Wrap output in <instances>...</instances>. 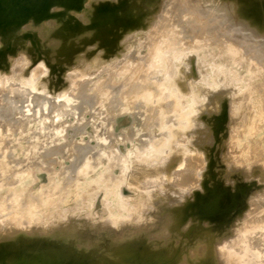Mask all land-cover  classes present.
Masks as SVG:
<instances>
[{
  "label": "rangeland",
  "instance_id": "1",
  "mask_svg": "<svg viewBox=\"0 0 264 264\" xmlns=\"http://www.w3.org/2000/svg\"><path fill=\"white\" fill-rule=\"evenodd\" d=\"M13 1L0 0V12L11 9ZM19 3L20 9L8 15L0 13L1 249L4 250L3 240L21 233L37 238L34 242H30L31 237L27 240L26 250L38 252L43 248L46 252L50 247L57 261L64 255L74 260V255L79 256L85 247L93 249L88 237L105 238L102 234L107 227H115V235L129 221L139 223V228L147 227L152 222L150 215L162 205L160 202L164 198L176 202L178 191L165 193L161 178L156 177L157 186L148 179L184 147L185 138L188 147L192 146L190 142L203 143L196 137L197 127L216 138L211 144L215 149L209 164H203L204 170L216 173L205 181L212 185L209 196L220 198V205L225 202L221 206L227 210L232 207L229 213L236 216L239 204H247L250 194L264 192V31L255 40L256 35L248 28L250 24H264V0ZM232 3L239 6L236 14L231 12ZM92 63L101 66L95 69ZM21 66L19 76L24 74L28 83L15 77ZM39 72L42 78L49 79L47 86L52 94L36 86ZM232 111L239 114L231 115ZM225 170L226 177L222 174ZM167 180L165 177L162 182L169 184ZM242 182L243 191L237 192ZM234 194L238 203L232 204ZM255 207H247L251 221L242 216L243 226L237 228L253 236L244 238L247 256L227 257L230 264H264V204ZM256 214L261 218L254 220ZM225 217L226 221L230 218ZM144 231L142 235L138 233L137 239L147 237L148 231ZM42 233H48L45 240L51 236L49 240L54 239V244L43 240L46 245L42 243L40 248L37 244ZM112 235L107 236L111 246ZM47 243L52 246L47 247ZM126 243L117 245L124 247L121 244ZM62 245H67L68 250L62 252ZM110 245L109 249H117L116 243L114 248Z\"/></svg>",
  "mask_w": 264,
  "mask_h": 264
},
{
  "label": "bare ground",
  "instance_id": "2",
  "mask_svg": "<svg viewBox=\"0 0 264 264\" xmlns=\"http://www.w3.org/2000/svg\"><path fill=\"white\" fill-rule=\"evenodd\" d=\"M232 2V0H231ZM236 3V2H235ZM240 3V2H239ZM237 3V4H239ZM244 3V2H243ZM246 3V2H245ZM229 4V2H228ZM230 8H231V12L236 14V11L238 10L237 5L234 3L230 4ZM242 6V4H241ZM244 6V5H243ZM242 6V7H243ZM227 7V6H226ZM245 7V6H244ZM225 8V7H224ZM230 8H229V12H230ZM228 10V7H227ZM226 10V11H227ZM247 11H250L247 8ZM224 12V11H223ZM231 13V15H232ZM237 12V16H238ZM242 13V12H241ZM254 13V12H252ZM250 13V14H252ZM225 14V13H224ZM230 14V13H229ZM247 14V13H246ZM245 14V15H246ZM233 16V15H232ZM241 19V18H240ZM242 20V19H241ZM244 20V19H243ZM242 20V21H243ZM238 21V20H237ZM240 21V20H239ZM240 21V22H242ZM245 21V20H244ZM243 21V22H244ZM254 21H256V19H254ZM258 21V20H257ZM252 23V21H251ZM260 23V21H259ZM258 23V24H259ZM246 24V23H245ZM250 24V23H248ZM247 24V25H248ZM255 24V22H254ZM257 24V25H258ZM246 25V26H247ZM253 25V23H252ZM251 28V31L253 34L256 35V37H254V39H258V35L261 34L260 32L264 31V24L263 22L259 24V26H251V24L248 26V28ZM172 32V31H171ZM184 32V31H183ZM182 32V33H183ZM180 33V32H179ZM174 35V34H172ZM237 35V34H236ZM241 35V34H240ZM243 36V35H241ZM240 38V37H239ZM260 38V35H259ZM177 39V37H176ZM169 40V39H168ZM170 42V41H169ZM184 46V45H183ZM193 47V46H190ZM195 47V46H194ZM133 49V48H132ZM181 49V48H180ZM132 53V52H131ZM131 56V55H130ZM173 57V56H172ZM125 59V58H124ZM123 59V60H124ZM127 59V58H126ZM95 61V60H94ZM93 61V62H94ZM90 62V61H89ZM91 63V62H90ZM94 63H97L96 61ZM85 64H83L84 66ZM90 65L89 63L87 64V66ZM82 66V67H83ZM93 66V63H92ZM96 66V65H95ZM93 66V67H95ZM101 65H99L98 67H100ZM80 67V68H82ZM89 67V66H88ZM98 67H95L98 68ZM193 66H191L192 68ZM46 68V67H45ZM79 68V69H80ZM92 68V67H91ZM152 68V67H150ZM34 69V68H33ZM79 69L77 70L79 72ZM87 68V72H88ZM94 69V70H95ZM103 69V68H102ZM105 69V67H104ZM103 69V70H104ZM193 69V68H192ZM22 66L18 67L17 72H15V77H19V79L23 82L28 83V81L26 80V77L24 76V74H20V72H22ZM82 70V69H81ZM80 70V71H81ZM132 70V69H131ZM143 70V69H141ZM149 70V69H148ZM172 70V69H171ZM194 70V69H193ZM40 71V70H39ZM86 71V70H85ZM98 71V70H97ZM152 71V70H151ZM175 71V70H174ZM146 72V71H145ZM165 72V71H164ZM173 72V71H172ZM41 72L38 73V78L36 79V86L38 88H42L43 90L46 89L49 92H46L48 94H52V90L50 91V88L48 86H50V84L47 82V78H42ZM47 73V70H46ZM77 73V72H76ZM84 73V72H83ZM89 73V72H88ZM100 73V72H99ZM194 73V72H193ZM80 74V73H78ZM145 74V73H144ZM142 74V75H144ZM156 74V73H155ZM11 75V74H10ZM84 75V74H83ZM98 75V74H97ZM146 75V74H145ZM159 75V74H158ZM172 75V74H171ZM188 75V74H187ZM12 76V75H11ZM89 76V75H88ZM150 76V75H149ZM154 76V75H153ZM162 76V75H161ZM166 76V75H165ZM80 76H78V80ZM83 77V76H82ZM86 77V75H85ZM163 77V76H162ZM92 78V77H91ZM89 78V79H91ZM159 78V77H158ZM84 80V78H82ZM150 79V77H149ZM81 80V79H80ZM85 80H88L85 78ZM144 80V79H143ZM157 80V79H155ZM168 79L166 78V81ZM6 81V80H5ZM86 82V81H85ZM143 82V81H142ZM173 82V81H172ZM25 83V84H26ZM84 83V82H83ZM87 83V82H86ZM85 83V84H86ZM141 83V82H140ZM155 83V82H154ZM47 84H49L47 86ZM139 84V83H138ZM84 85V84H83ZM130 85V84H129ZM166 85V83H165ZM48 89H47V87ZM131 86V85H130ZM159 86V85H158ZM25 87V86H24ZM124 87V86H123ZM129 87V86H128ZM128 87H126V89H128ZM138 87V86H137ZM165 87V86H164ZM90 87H88L89 89ZM160 88V87H159ZM125 89V88H124ZM135 89V87H134ZM148 89V88H147ZM45 90V91H46ZM85 90V89H84ZM123 90V88H122ZM121 90V92H122ZM136 90V89H135ZM150 90V89H149ZM36 91V90H35ZM41 91V89H40ZM83 91V90H82ZM125 91V90H124ZM133 91V90H132ZM153 91V90H152ZM184 91V90H183ZM23 92V91H21ZM127 92V90L125 91ZM145 92V90H144ZM155 92V91H154ZM40 93V92H39ZM128 93V92H127ZM123 93L124 96L127 95ZM131 93V91L129 92ZM128 93V95H129ZM134 93V92H133ZM152 93V92H151ZM36 94V93H35ZM110 94V93H109ZM108 94V96H109ZM120 94V91L118 93V95ZM136 94V93H135ZM141 94V93H140ZM144 94V93H143ZM29 95V94H28ZM38 95V94H37ZM42 95V94H41ZM70 95V94H69ZM72 95V94H71ZM122 95V97H124ZM138 95V94H137ZM152 95V94H151ZM52 96V95H51ZM57 96V95H56ZM59 96V95H58ZM98 96V95H97ZM120 96V95H119ZM133 96V95H132ZM37 97V96H36ZM43 97V96H42ZM45 97H48L47 95H45ZM62 97V96H61ZM73 97V96H72ZM115 97V96H113ZM121 97V98H122ZM126 97V96H125ZM39 98V97H38ZM117 98V97H116ZM137 98V96H136ZM152 98V97H151ZM57 99H60L57 97ZM56 99V100H57ZM78 99V98H77ZM114 99V98H113ZM40 100V99H39ZM48 100V99H47ZM54 100V101H56ZM64 100V97H63ZM118 100V99H117ZM38 101V100H37ZM51 101V100H50ZM60 101V100H59ZM75 101V100H74ZM81 101V100H80ZM122 101V99H121ZM133 101V100H132ZM136 101V100H135ZM168 101V100H167ZM30 102V101H29ZM28 102V103H29ZM58 102V100H57ZM76 102V101H75ZM26 103V102H25ZM65 103V102H64ZM117 103V102H116ZM122 103V102H121ZM172 103V101L170 102ZM30 104V103H29ZM56 103H54L55 105ZM61 104V103H60ZM74 104V103H73ZM76 104V103H75ZM110 104V103H109ZM66 105V104H64ZM121 105V104H120ZM168 105V104H167ZM27 106V105H26ZM100 106V104H99ZM170 106V105H169ZM44 107V104H43ZM59 107V106H58ZM102 107V106H101ZM100 107V108H101ZM126 108V107H125ZM27 109V107H26ZM44 109V108H43ZM105 109V108H104ZM133 109V108H132ZM187 109V108H186ZM56 110V109H55ZM47 111V110H46ZM68 111V110H67ZM70 111V110H69ZM116 111V110H115ZM50 112V111H49ZM106 112V111H104ZM118 112V111H117ZM127 112V111H125ZM52 113V112H51ZM68 113V112H67ZM102 113V112H101ZM120 113H124L120 112ZM231 115H238L239 113H237L236 111H232L230 112ZM95 114V113H94ZM118 114V113H117ZM134 114V113H133ZM60 115V114H59ZM66 115V114H65ZM102 115V114H100ZM135 115V114H134ZM53 116V115H52ZM105 116V114H104ZM136 116V115H135ZM152 116V115H151ZM47 117V116H46ZM92 117V116H91ZM154 117V116H153ZM196 117V116H195ZM194 117V119H195ZM57 118V117H55ZM133 118V117H132ZM136 118V117H135ZM197 118V117H196ZM91 119V118H90ZM134 119V118H133ZM204 119V118H203ZM59 120V119H58ZM84 120V118H83ZM92 120V119H91ZM205 120V119H204ZM104 121V120H101ZM112 121V120H111ZM136 121V119H135ZM139 121V120H138ZM50 122V121H49ZM55 122V121H54ZM98 122V121H97ZM106 122V121H105ZM145 122V121H144ZM53 123V122H52ZM59 123V122H58ZM140 122H138L139 124ZM189 123V122H186ZM208 124H210V122H206ZM100 125V124H98ZM111 125V124H110ZM131 125V124H130ZM148 125V124H147ZM201 125V122L198 124V126ZM129 126V125H128ZM132 126V125H131ZM139 126V125H138ZM52 126H50L51 128ZM99 127V126H98ZM146 127V126H145ZM106 128V127H105ZM131 128V127H130ZM181 128V127H180ZM133 129V128H132ZM140 129V128H139ZM55 130V128H54ZM142 130V129H141ZM148 130V129H147ZM127 131V130H126ZM138 131V130H137ZM146 131V130H145ZM147 132V131H146ZM184 132V130H183ZM51 133V132H50ZM61 133V132H60ZM96 133V132H95ZM125 133V132H124ZM182 133V132H181ZM205 132H203V129L197 127V131H196V137H198L201 141H203V143H199L200 145H196L195 142L190 144L192 146H187L186 143V138L184 139V147H180L179 152L177 151L176 155H171L173 156L172 159H169L168 161H166V163L162 166H160L158 169H156V171L153 173V176L156 178H161V189L163 190V192H167V193H171V192H176V198L177 201L176 202H172L169 199H163L164 202L161 203L162 199L160 200V205L159 209L157 211H155L152 216V214L150 215V213H146V215H150V218L152 219L151 224H149L147 227L144 228H139V223L133 222V221H129L127 223V225L125 226L124 229H122L121 231L117 232L118 234L115 235L116 232V228H112V227H107L104 229V232L102 234V236L106 235L105 238L104 237H96V238H92V237H88V242L90 244V242H92L93 244V249L91 248H87L85 247L84 249H82V251H80L79 256H77V252L75 254H77V257L82 256V260L81 259H77V257L74 255V257L76 259H71V257L65 256L62 252H65L67 249V245H65L63 247V245L60 247L62 252H60L63 256V258L59 261H57V256L54 255V251L52 252L53 254H51L50 247L52 245L49 244H54V239L53 242L49 240V238H51V236H49L48 239L45 240L46 235L48 233H42L40 235V239L38 240L40 243L35 242V244L39 245V247L41 246V244L43 243V240H45V242L47 241V247L48 251L46 249V252L44 251V249L42 248L43 251H40V249L37 251H28L26 250V243L28 242L27 240L31 237V241L30 242H34L33 239L37 240V238H32V236H27V234H21L18 233L14 236L10 237L8 236V240L6 239V241L2 242V246L4 248L1 249L0 246V264H81V262L83 264H230V262L228 263L226 261L227 257L230 256H234L235 254L237 256H240V258L243 259V255L244 257L246 255V249H247V242H245L246 239H244L245 237H252L250 236L251 233L249 234V232H242L237 230V228H239L240 226H243V222H242V218H248L251 215V211L248 212L247 207L249 206H256L255 208H257L258 206L260 207V205L264 204V192L262 190H256L253 194H250V200L249 202L246 203H242L239 204V214H236V216L234 215L235 213H232V215H230V211L232 210V207L225 209V207H223L225 204V202L220 205V198L218 199V197H214V196H209L208 192L212 189V185L209 183L208 185L206 181V179H212L215 177V172L211 173L210 171H206L204 170L203 164L206 166L209 164V157L210 154H212L214 152V147H211V144L216 142L215 141V136L211 133H208L205 135ZM85 134V133H84ZM101 134V133H99ZM120 134V133H119ZM160 134V133H159ZM94 135V134H93ZM194 136V135H193ZM193 136L191 138H193ZM135 137V136H134ZM147 137V136H146ZM202 139H201V138ZM130 138V137H129ZM145 138V136H144ZM161 138V137H160ZM71 139V138H70ZM90 139V138H89ZM94 139V138H92ZM146 139V138H145ZM177 139V138H176ZM181 139V138H180ZM179 139V140H180ZM181 139V140H183ZM194 139V138H193ZM95 140V139H94ZM102 140V139H100ZM104 140V139H103ZM106 140V139H105ZM189 140V139H188ZM187 140V141H188ZM192 140V139H190ZM123 141V140H122ZM153 141V140H152ZM157 141V140H156ZM155 140L153 142H156ZM178 141V139H177ZM149 142V141H148ZM147 142V143H148ZM152 142V143H153ZM158 142V141H157ZM180 142V141H179ZM177 142V143H179ZM126 143V142H125ZM131 143V142H130ZM181 143V142H180ZM135 144V143H134ZM104 145V144H103ZM178 145V144H177ZM143 147V146H142ZM145 147V146H144ZM130 148V147H129ZM134 148V147H132ZM131 148V149H132ZM97 149V148H96ZM116 149V147H115ZM66 150V149H65ZM128 150V149H127ZM134 150V149H133ZM137 150V149H136ZM147 150V149H146ZM143 150V151H146ZM103 151V149L101 150ZM130 151V150H129ZM120 152V151H119ZM131 152L133 153V151L131 150ZM167 152V151H166ZM112 153V152H111ZM123 153V152H122ZM138 153V152H137ZM140 150L139 153L140 154ZM146 153V152H145ZM165 153V152H164ZM91 154V153H90ZM102 154V153H101ZM106 155V154H105ZM103 155V157L105 156ZM144 155V154H143ZM97 157V154L95 155ZM100 156V155H99ZM128 156V155H127ZM130 156V153H129ZM138 156V155H137ZM87 157V155H86ZM85 157V159H86ZM166 158V156H164ZM168 157V156H167ZM102 158V157H101ZM131 158V157H130ZM136 158V157H135ZM163 158V160L165 159ZM79 159V158H78ZM93 159V158H92ZM109 159V158H108ZM113 159V158H110ZM124 160V157L121 158ZM133 159V158H132ZM143 159V158H142ZM155 159V157H154ZM153 159V160H154ZM81 160V159H80ZM83 160V159H82ZM102 160V159H101ZM115 160V158H114ZM120 160V159H119ZM145 160V159H144ZM111 161V160H110ZM128 161V159H127ZM131 161V159H130ZM129 161V162H130ZM133 161V160H132ZM138 161V160H137ZM81 162V161H80ZM86 162V161H85ZM114 162H118V161H114ZM123 162V161H122ZM139 162V161H138ZM144 162V161H143ZM147 162V161H146ZM153 162V161H152ZM155 162V161H154ZM153 162V163H154ZM164 162V161H163ZM207 162V163H206ZM96 163V162H95ZM98 163V162H97ZM103 163V162H102ZM119 163V162H118ZM159 163V162H158ZM112 164V163H111ZM123 164V163H122ZM126 164V163H125ZM130 164V163H128ZM139 164V163H138ZM142 164V163H141ZM90 165V164H89ZM94 165V164H93ZM99 165V164H98ZM105 165V164H104ZM120 166V164H118ZM131 165V164H130ZM91 166V165H90ZM111 166V165H110ZM109 166V167H110ZM117 166V165H116ZM80 167V165H79ZM87 167V166H86ZM96 167V166H95ZM107 167V168H109ZM126 167V165H125ZM129 167V166H128ZM74 168V167H72ZM83 168V166H82ZM93 168V167H90ZM122 168V166H121ZM133 168V167H132ZM135 168V167H134ZM85 169V166L84 168ZM88 169V167H87ZM101 169V167H100ZM111 169V168H110ZM78 170V169H77ZM90 170V169H88ZM92 170V169H91ZM105 170V168H104ZM123 169H121L122 171ZM50 171V170H49ZM48 171V172H49ZM80 172L82 170H79ZM86 171V170H84ZM101 171V170H100ZM124 171V170H123ZM127 171V170H126ZM202 171V172H201ZM206 171V172H205ZM77 172V171H76ZM108 172V171H106ZM105 172V173H106ZM204 174H201L203 173ZM73 173V172H72ZM101 173V172H100ZM111 173V171H110ZM259 173V172H258ZM113 174V172H112ZM119 174H120V170H119ZM222 174L225 175V177L228 175V171L225 170L222 172ZM71 175V174H70ZM76 175V174H75ZM80 175V174H79ZM78 175V176H79ZM105 175V174H104ZM103 175V176H104ZM118 175V174H117ZM110 176V175H109ZM153 176H150V178L148 180H151L155 183H157V181L159 179H151V177L153 178ZM99 177V176H98ZM149 177V176H145ZM165 177L169 180V184H167V182H162L163 178L165 179ZM74 178V177H73ZM78 178V177H77ZM76 178V180H77ZM84 178V177H83ZM116 178V177H115ZM114 178V179H115ZM121 178V177H120ZM127 178V177H126ZM145 178H142V183H144ZM72 179V178H70ZM99 179V178H98ZM112 179V178H111ZM227 179V178H226ZM75 180V178H74ZM102 180V179H101ZM106 180V179H104ZM103 180V181H104ZM108 180V179H107ZM128 180V179H127ZM167 180V181H168ZM227 180H229L231 182L232 178L229 177ZM97 181H100L97 180ZM112 181V180H111ZM204 181V182H203ZM209 181V180H208ZM203 182V183H202ZM127 183V182H126ZM136 183V182H135ZM141 183V182H140ZM152 183V184H154ZM172 183L174 184L173 188L172 187ZM202 183V185L200 184ZM71 184V183H70ZM98 184V183H97ZM96 184V185H97ZM101 184V183H100ZM114 184V183H113ZM112 184V185H113ZM137 184V183H136ZM147 185V183H145ZM151 184V183H150ZM244 183L242 182L241 186H237V192L240 190V192L242 193L243 191V185ZM94 185V184H93ZM115 186V185H114ZM157 186V185H156ZM57 187V186H56ZM95 187V185H94ZM97 187V186H96ZM101 187V186H100ZM55 188V187H54ZM186 189V193L184 192H180L181 190ZM258 189V188H257ZM190 190V191H189ZM221 190V189H220ZM52 191V190H51ZM135 191V190H134ZM61 192V191H60ZM228 192V191H227ZM236 192V193H237ZM239 192V193H240ZM112 193V192H111ZM225 193V192H224ZM240 193V194H241ZM50 194V193H49ZM161 194V193H160ZM159 194V195H160ZM54 195V194H53ZM157 195V193H156ZM56 196V195H55ZM162 196V195H161ZM161 196H157L160 198H163ZM26 197V196H25ZM24 197V198H25ZM52 197V196H51ZM112 197V196H111ZM168 197V196H167ZM50 198V196H49ZM55 198V197H54ZM131 197H129L130 199ZM169 198V197H168ZM224 198V197H223ZM175 199V198H174ZM239 199V198H238ZM140 200H143L140 199ZM236 196L235 194L231 196V203L234 204L236 202ZM24 201V200H23ZM49 201V200H48ZM126 201V200H124ZM123 201V204L125 203ZM4 202H8V200H4ZM228 202V201H227ZM127 203V202H126ZM142 203V202H141ZM238 203V202H236ZM3 204V203H2ZM7 204V203H6ZM121 204V203H120ZM122 204V205H123ZM249 204V205H248ZM126 205V204H124ZM5 206V205H4ZM3 206V207H4ZM8 206V205H6ZM120 206V205H119ZM128 203L127 206L128 207ZM136 205H134L135 207ZM233 207H235L234 205H231ZM125 207V206H124ZM131 207V205H130ZM137 207V206H136ZM141 207V206H140ZM242 207V208H241ZM6 207H4V210ZM129 208V207H128ZM125 209V208H124ZM134 209V208H133ZM244 209V210H243ZM3 210V209H2ZM131 211V209H129ZM137 210V209H135ZM247 210V211H246ZM259 210V209H258ZM257 210V211H258ZM127 211V210H126ZM255 211V212H257ZM237 212V211H236ZM264 212V211H263ZM262 212V213H263ZM114 214V213H113ZM241 214V215H240ZM250 214V215H249ZM254 214V213H253ZM229 216L230 218L228 219V221H226V217L225 216ZM233 215L236 217V219H234L235 217H233ZM245 215H248L247 217ZM91 216V215H90ZM114 216V215H113ZM244 216V217H242ZM13 217V216H12ZM252 217V216H251ZM149 218V216H148ZM241 218V219H240ZM255 219L261 218V216L259 215H254V217H252ZM251 218V219H252ZM245 220V219H243ZM248 220H250L248 218ZM246 221V220H245ZM251 221V220H250ZM246 224L248 223V221L245 222ZM249 224V223H248ZM1 225V224H0ZM1 229V228H0ZM3 229V228H2ZM22 229V228H21ZM144 230H146V232L148 231V235L146 238L142 239H137L138 238V233L140 232L141 235L143 232H145ZM235 230H237L239 233L235 234ZM54 231V230H53ZM2 232V231H1ZM20 232V231H19ZM24 232V231H22ZM56 232V231H55ZM25 233V232H24ZM35 233V232H34ZM36 234V233H35ZM112 241H113V245L117 246V249H115L113 247V245L111 246L108 242L107 236L111 235ZM147 234V233H146ZM37 235V234H36ZM55 235V234H52ZM57 236V235H56ZM244 236V237H243ZM4 237V236H3ZM145 237V236H143ZM1 238V236H0ZM7 238V237H5ZM4 238V239H5ZM56 238V237H55ZM64 238V237H63ZM84 238V237H82ZM103 238V239H102ZM255 239V237H254ZM56 240V239H55ZM61 240V239H60ZM60 240H58L59 242H61ZM107 240V241H106ZM2 241V240H0ZM52 243H50V242ZM65 239H63V244ZM79 241V240H77ZM109 241H111V239H109ZM111 241V244H112ZM251 241H254L253 239ZM66 242V241H65ZM80 242V241H79ZM119 242H127V246L126 244H121V246L124 247H118ZM29 243V242H28ZM78 243V242H77ZM108 243V244H107ZM118 243V245H117ZM244 243V244H243ZM1 244V242H0ZM33 244V243H32ZM33 244V246L35 245ZM44 244L46 245V243H43L42 245L44 246ZM58 244V243H57ZM31 245V244H30ZM28 244V246H30ZM36 245V246H37ZM56 245V244H55ZM53 245V246H55ZM78 245L80 246L81 243H78ZM76 245V246H78ZM105 245H110V247H113L114 249H104ZM249 245V244H248ZM27 246V247H28ZM33 246H31V248H34ZM60 246V243H59ZM37 246V248H39ZM56 247H58L56 245ZM55 247V248H56ZM106 247V248H107ZM41 248V247H40ZM54 248V247H53ZM69 248V247H68ZM79 249V247H77ZM59 249V248H57ZM233 249V250H231ZM68 250V249H67ZM58 252V251H56ZM69 253V251H67ZM74 252V251H73ZM100 252V253H99ZM246 252V253H245ZM102 254V256H98L99 254ZM253 253V252H252ZM56 254V253H55ZM58 254V253H57ZM67 255V253H65ZM72 255V253H69ZM254 254V253H253ZM255 254H257V252L255 251ZM49 255H51V258L53 256H55V258L53 257L52 260L48 257ZM60 255V254H59ZM252 255V254H251ZM61 256V255H60ZM91 256V259L89 261H87V257ZM247 256V255H246ZM250 256V255H249ZM62 257V256H61ZM236 257V256H234ZM253 257V256H252ZM60 258V257H59ZM249 258V257H248ZM53 259H56L53 261ZM233 260V259H232ZM57 261V262H56Z\"/></svg>",
  "mask_w": 264,
  "mask_h": 264
},
{
  "label": "water",
  "instance_id": "3",
  "mask_svg": "<svg viewBox=\"0 0 264 264\" xmlns=\"http://www.w3.org/2000/svg\"><path fill=\"white\" fill-rule=\"evenodd\" d=\"M20 7H21V4L19 3V0H14L11 9H4L0 13H4L8 15L10 12H14L17 9H20Z\"/></svg>",
  "mask_w": 264,
  "mask_h": 264
}]
</instances>
